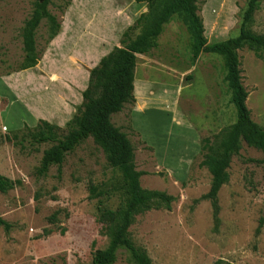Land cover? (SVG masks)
Listing matches in <instances>:
<instances>
[{
  "label": "rangeland",
  "instance_id": "rangeland-1",
  "mask_svg": "<svg viewBox=\"0 0 264 264\" xmlns=\"http://www.w3.org/2000/svg\"><path fill=\"white\" fill-rule=\"evenodd\" d=\"M50 1L48 11L59 23L58 35L46 44L48 25L42 21L35 38L40 60L32 72H18L24 58L21 33L32 0H0V79L6 80L0 82V122L8 130L0 128V175L21 182L0 194V216L12 226L8 236L0 228V264H90L91 254L107 246L100 213L120 209L126 199L118 171L91 139L65 157L59 179L55 166L46 177L37 176L50 144L36 145L28 138L20 142L17 131L22 127L16 130V125L26 118L17 99L35 106L52 98V117L62 115L59 128L65 131L81 105L90 70L121 47L122 34L146 13V5L131 0ZM247 2L196 0L209 44L238 35ZM247 28L264 34V1ZM139 32L135 30L131 39ZM190 42L187 26L173 16L164 25L157 48L137 56L134 104L111 116L112 125L127 135L136 170L144 173L141 188L175 198L169 211L137 216L130 235L151 264H264V228L255 238L264 209L259 151L242 142L231 159L229 181L218 193V233L212 232L209 203L194 204L210 185L209 173L198 166L201 141L231 126L236 113L223 81L222 59L202 54L192 64ZM238 57L248 94L246 107L251 120L264 128V55L258 59L244 48ZM137 105L144 107V115L134 120L140 130L132 128ZM15 134L19 140L6 142L4 137ZM90 183L99 194L93 200ZM58 210L59 222L48 225L46 218ZM44 229L53 233L42 237ZM115 264H129L124 251L118 252Z\"/></svg>",
  "mask_w": 264,
  "mask_h": 264
},
{
  "label": "trees",
  "instance_id": "trees-1",
  "mask_svg": "<svg viewBox=\"0 0 264 264\" xmlns=\"http://www.w3.org/2000/svg\"><path fill=\"white\" fill-rule=\"evenodd\" d=\"M131 1L146 5V13L141 14L122 34L121 47L112 49L90 70L87 86L81 94V105L66 124L65 131L42 120L33 128L24 125L17 131L21 135L20 142L28 138L30 143L36 145L50 144V148L43 152L36 170L39 177H46L49 169L55 166L59 179L65 157L87 139H91L100 148L108 165L118 171L126 199L120 209L104 210L100 213L99 222L103 235L107 238V246L91 254L90 264H115L119 251L127 254L129 264H151L147 253L133 242L129 229L137 216L151 210L169 211L175 201V198L165 193L141 188L140 178L144 173L135 168L133 148L127 135L111 123L112 115L120 113L124 105H132L135 102L133 92L137 56L147 55L157 48V39L162 34L163 27L173 16H179L189 30L192 64L202 54L216 55L222 59L223 81L231 94V104L236 113V121L231 126L221 130L211 139H203L200 146L201 161L198 166L205 168L209 173L210 185L208 192L194 201V204L202 201L209 203L213 233H218L221 226L218 193L229 181L230 162L238 155L241 143L244 142L248 147L259 151L263 156L261 164L264 165V128L251 120L246 107L248 94L242 84L238 57V52L244 48L258 59H262L264 55V34H254L247 28L264 0H248L241 16L238 35L213 44H209L204 37L203 22L198 15L196 0ZM50 4V0H32V11L21 33L24 58L18 72L35 68L40 60L41 51L36 49L35 38L42 21L48 25L49 36L46 44L58 35L60 26L48 11ZM67 6L68 2L64 9ZM137 29L140 30L139 34L131 39L130 35ZM19 134L4 138L6 142L17 141ZM20 186L19 180L12 181L0 175V194H6ZM88 192L90 200L99 196L97 188L91 183ZM38 199L39 196L36 195L35 200ZM60 213L58 210L48 216L47 224L56 225ZM0 228L8 236L12 226L0 216ZM263 228L264 209L257 222L255 238ZM52 233V229H44L42 237H48ZM61 233L63 234L64 230ZM214 264L225 263L216 261Z\"/></svg>",
  "mask_w": 264,
  "mask_h": 264
},
{
  "label": "crops",
  "instance_id": "crops-1",
  "mask_svg": "<svg viewBox=\"0 0 264 264\" xmlns=\"http://www.w3.org/2000/svg\"><path fill=\"white\" fill-rule=\"evenodd\" d=\"M33 69L30 70H26L28 72H32ZM4 79V78H3ZM1 81H6V80H1ZM134 85H135V79H134ZM46 95V94H45ZM3 99V98H2ZM1 100V98H0ZM17 103H19L20 109L22 111V114L24 116V118L26 119H22L20 121L19 124L16 125V130L20 129L21 127H23L24 125L33 128L37 125V123L42 120V121H46L49 124L52 123L57 127H62V115L58 114V116H56L55 118H53L52 116V98L49 99V102L47 101V98L45 97V100L42 102L40 101L38 103V105L36 104L35 106L31 105L29 102H23L21 100V98L17 99ZM16 101V100H14ZM8 106V105H7ZM6 106V107H7ZM144 115V107L143 106H139L137 105V107L133 108L132 111V128L140 130L136 127V124L134 122V120H137V116H142ZM134 118V119H133ZM61 120V121H59ZM4 125L1 124L0 122V128L3 127ZM4 128L6 129V127L4 126ZM7 130V129H6ZM8 131V130H7ZM142 129H141V133H142ZM144 139V138H143Z\"/></svg>",
  "mask_w": 264,
  "mask_h": 264
}]
</instances>
